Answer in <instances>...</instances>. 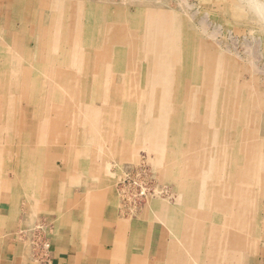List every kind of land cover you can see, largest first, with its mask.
<instances>
[{"label":"rangeland","instance_id":"rangeland-1","mask_svg":"<svg viewBox=\"0 0 264 264\" xmlns=\"http://www.w3.org/2000/svg\"><path fill=\"white\" fill-rule=\"evenodd\" d=\"M86 132L136 151L129 216L170 206L264 262V0H0V198Z\"/></svg>","mask_w":264,"mask_h":264},{"label":"crops","instance_id":"crops-1","mask_svg":"<svg viewBox=\"0 0 264 264\" xmlns=\"http://www.w3.org/2000/svg\"><path fill=\"white\" fill-rule=\"evenodd\" d=\"M87 132L79 145L43 147L53 155L49 165L34 161L25 179H10L12 193L21 183L27 192L0 198V264H243L242 253L226 258L223 247L210 241L208 224H183L170 206L161 216L123 211L115 190L118 168L128 170L136 151L116 144L114 135L106 146L107 136ZM36 235L48 244L37 259Z\"/></svg>","mask_w":264,"mask_h":264},{"label":"bare ground","instance_id":"bare-ground-1","mask_svg":"<svg viewBox=\"0 0 264 264\" xmlns=\"http://www.w3.org/2000/svg\"><path fill=\"white\" fill-rule=\"evenodd\" d=\"M131 85V84H130ZM138 98V97H137ZM137 100V99H136ZM105 101V100H104ZM141 110V109H140ZM102 196V195H101ZM194 222V221H193ZM235 223V222H234ZM42 224V223H41ZM194 227V226H193ZM204 229V228H203ZM206 229V228H205ZM80 230V229H79ZM213 231V230H212ZM199 232V231H198ZM207 232V231H206ZM194 233H196V232H194ZM200 233H201V231H200ZM210 234V233H209ZM193 236V235H192ZM191 236V237H192ZM202 236V235H201ZM208 236V235H207ZM210 236V235H209ZM35 237V236H34ZM193 238H195V237H193ZM211 241V240H210ZM207 243V242H206ZM201 244V243H200ZM202 246H204L203 244H202ZM210 247V246H209ZM208 249V248H207ZM204 250H205V248H204ZM192 251V250H191ZM193 253H195V255H197V253H198V249L196 248V249H193ZM203 251V250H202ZM45 252V251H44ZM205 253V252H204ZM202 254V253H201ZM200 254V255H201ZM195 255H194V257H195ZM203 255V254H202ZM208 257V256H207ZM35 260V259H34ZM180 260V259H179ZM220 260V259H219ZM179 263V262H178ZM145 264V263H144ZM177 264V263H176ZM201 264V263H200ZM207 264V263H206Z\"/></svg>","mask_w":264,"mask_h":264}]
</instances>
